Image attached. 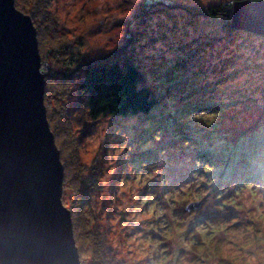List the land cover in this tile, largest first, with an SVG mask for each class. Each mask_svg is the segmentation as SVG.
Segmentation results:
<instances>
[{"label": "rangeland", "instance_id": "obj_1", "mask_svg": "<svg viewBox=\"0 0 264 264\" xmlns=\"http://www.w3.org/2000/svg\"><path fill=\"white\" fill-rule=\"evenodd\" d=\"M235 1L14 0L36 29L80 264H264V38L201 13ZM111 53L153 89L152 116H84L79 65ZM211 101L215 118L186 122L188 105ZM174 110L184 125L168 135L160 123ZM184 126L200 132L193 147L176 139ZM224 152L222 173L203 175L204 155ZM244 174L259 175L234 178Z\"/></svg>", "mask_w": 264, "mask_h": 264}, {"label": "water", "instance_id": "obj_2", "mask_svg": "<svg viewBox=\"0 0 264 264\" xmlns=\"http://www.w3.org/2000/svg\"><path fill=\"white\" fill-rule=\"evenodd\" d=\"M230 28L264 38V0L235 1ZM44 88L31 18L0 0V264H80Z\"/></svg>", "mask_w": 264, "mask_h": 264}, {"label": "trees", "instance_id": "obj_3", "mask_svg": "<svg viewBox=\"0 0 264 264\" xmlns=\"http://www.w3.org/2000/svg\"><path fill=\"white\" fill-rule=\"evenodd\" d=\"M18 4V3H17ZM15 7L17 8V5L15 4ZM19 7V5H18ZM230 9L231 5L228 4V6H208L203 9L201 12L206 17L210 18H217V17H224V19L230 18ZM224 21V28L225 30L229 31L231 28L228 24V21ZM230 21V20H229ZM233 30V29H232ZM114 55V53L103 55L102 57H96L94 59H86L84 62L82 61L79 65L81 69V73L79 76V82L77 84V99L78 102L83 106L85 109L84 116L87 120L90 121H96L101 118H117V119H124L128 117H137L139 115L143 116H149L153 115L154 112L158 109V98L156 97V94L154 93L153 89L148 87L145 83H143V77L138 71L137 67L131 64H120L118 62H115L111 57ZM175 87V84H169L170 89H167L168 91H171V88ZM198 89V88H193ZM195 94L198 93L199 90H193ZM167 93V92H166ZM183 94V93H182ZM187 94H184L183 96H186ZM177 96V95H175ZM178 97V96H177ZM209 97V96H208ZM212 96H210L211 98ZM166 102H171L170 106L173 105V102L170 98H166ZM164 107H166L165 102L163 103ZM190 109L185 112L184 116L186 119V122H193L195 120L201 119V118H209L213 119L218 114L219 111V105L218 103L214 102H208L205 104L199 105H188ZM172 108H170L171 110ZM169 110V109H168ZM179 111H182L180 108ZM169 116L167 117L165 115V118L161 120L160 126H165V130L168 135H171L172 132H177V129L179 127H182L181 125H184L183 122L179 124L181 121V114L176 112L175 110L172 112H169ZM48 121V120H47ZM163 124V125H162ZM178 125V126H177ZM193 131L196 135H193V138L189 135L187 136V133H190ZM184 137H186L184 140L181 138H178L181 143H184L185 146L192 145L194 141H197L198 134H200L199 130H193L189 129L186 126H184ZM53 134V133H52ZM54 136V135H53ZM55 140V138H54ZM56 145V144H55ZM195 145H192V147ZM232 147V146H231ZM202 154L204 152H208L209 150L205 148H201L199 150ZM201 154V155H202ZM229 154V153H228ZM222 155H225V152L221 154V156H216L217 161H211V157H207L204 155L206 159V166L201 168L202 174L206 175L210 172H218L220 169L219 167L222 165V168L220 173H222L224 167H226V161L224 158H222ZM220 160V162H219ZM241 160H244V155L241 156L240 153L236 155V161L239 162ZM248 162H242V165L247 164ZM194 168V166H193ZM195 170V168H194ZM254 174L252 176H247L246 174L238 176H234V178L240 179V181H246L248 179L252 180L255 179ZM251 177V178H250ZM248 184V185H247ZM247 184L244 187H251L250 182H247ZM223 208H225V205H222ZM152 219H155V215ZM72 219V215H71ZM73 233L76 241V231L78 229V226L75 225L76 223L73 221ZM202 224L197 228L196 225H192L194 230H201ZM193 230V232H194ZM101 243V244H100ZM105 245L106 241L100 240L96 244L95 248L101 249V254L99 256V261L105 262ZM108 246V245H107ZM109 247V246H108ZM104 253V255H103Z\"/></svg>", "mask_w": 264, "mask_h": 264}]
</instances>
